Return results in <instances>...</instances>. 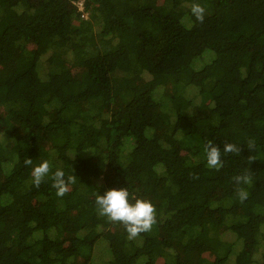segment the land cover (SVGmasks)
Listing matches in <instances>:
<instances>
[{
    "label": "trees",
    "instance_id": "16d2710c",
    "mask_svg": "<svg viewBox=\"0 0 264 264\" xmlns=\"http://www.w3.org/2000/svg\"><path fill=\"white\" fill-rule=\"evenodd\" d=\"M111 187L150 231L98 213ZM0 264H264V0H0Z\"/></svg>",
    "mask_w": 264,
    "mask_h": 264
},
{
    "label": "clouds",
    "instance_id": "9594fccd",
    "mask_svg": "<svg viewBox=\"0 0 264 264\" xmlns=\"http://www.w3.org/2000/svg\"><path fill=\"white\" fill-rule=\"evenodd\" d=\"M82 10L83 8L80 7ZM86 15V14H85ZM191 15L196 20L203 21L205 8L200 3H193ZM223 153L239 152L237 145L227 143L223 146ZM221 149L209 142L205 146L206 166L209 169L219 170L223 166ZM51 172L48 161H43L36 165L31 171L32 182L39 186ZM52 187L56 189L57 196H63L68 191V184L73 182L72 176H66L63 169L57 168L51 172ZM237 183H247L248 177L237 176ZM239 198L245 200L248 193L238 192ZM95 204L100 215L105 216L112 222H119L124 225L129 239H133L142 232H148L155 223V207L152 201L144 198L135 200L130 199L126 187H111L106 189L103 194L96 195Z\"/></svg>",
    "mask_w": 264,
    "mask_h": 264
},
{
    "label": "built area",
    "instance_id": "2783aa9c",
    "mask_svg": "<svg viewBox=\"0 0 264 264\" xmlns=\"http://www.w3.org/2000/svg\"><path fill=\"white\" fill-rule=\"evenodd\" d=\"M82 8V7H81Z\"/></svg>",
    "mask_w": 264,
    "mask_h": 264
},
{
    "label": "rangeland",
    "instance_id": "374dc122",
    "mask_svg": "<svg viewBox=\"0 0 264 264\" xmlns=\"http://www.w3.org/2000/svg\"><path fill=\"white\" fill-rule=\"evenodd\" d=\"M119 229V228H118Z\"/></svg>",
    "mask_w": 264,
    "mask_h": 264
}]
</instances>
